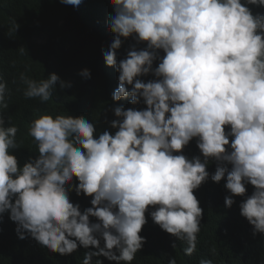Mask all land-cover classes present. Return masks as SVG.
I'll return each instance as SVG.
<instances>
[{
  "label": "clouds",
  "instance_id": "clouds-1",
  "mask_svg": "<svg viewBox=\"0 0 264 264\" xmlns=\"http://www.w3.org/2000/svg\"><path fill=\"white\" fill-rule=\"evenodd\" d=\"M109 3L114 38L102 55L118 73L112 100L133 107L109 109L116 119L105 115L104 123L114 132H98L86 116H36L27 134L38 155L22 166L13 154L20 129L0 114V221L7 213L19 239L62 256L94 249L81 264L93 257L95 264H136L150 262L147 213L171 234L166 241L184 264H217L221 249L210 257L196 247L203 209L194 190L210 177L226 181V208L241 197L234 215L258 242L255 264H264V0ZM128 38L136 43L118 60ZM141 43L146 47L137 48ZM79 74L91 78L89 69ZM148 75L153 79H141ZM20 80L25 98L41 102L57 84L71 87L56 73L40 80L21 73ZM6 92L0 77V109L8 108ZM194 146L200 155L189 158L184 152ZM72 192L91 197V206L81 210Z\"/></svg>",
  "mask_w": 264,
  "mask_h": 264
},
{
  "label": "trees",
  "instance_id": "trees-1",
  "mask_svg": "<svg viewBox=\"0 0 264 264\" xmlns=\"http://www.w3.org/2000/svg\"><path fill=\"white\" fill-rule=\"evenodd\" d=\"M249 7L254 11L253 5ZM113 14L109 0H81L79 6L64 5L59 0H0V77L7 82L5 101L8 104V108L0 109V114L5 120L10 118L20 129L16 137L18 149H14L13 154L21 166L29 157L38 155L36 142L27 134L28 125L36 116L45 113L86 116L96 124L98 132L105 129L114 132L104 123L105 115L109 121L116 119L109 109L120 105L125 109L133 107L129 100H112L118 86V73L106 66L102 55V50L107 51L114 38L107 27V20ZM135 43L132 38L124 40L117 59H123L129 46ZM136 47L144 48L146 44ZM83 69L90 70V79L85 80L79 74ZM21 73L36 80L56 73L70 82L71 87L61 89L57 84L47 102L25 98L26 86L20 80ZM141 79L146 82L153 77L148 75ZM188 150L184 154L189 158L200 155L197 146ZM210 167L216 170L215 162ZM214 172H210V176ZM225 182L215 183L209 177L203 183L206 188L202 184L194 190L203 209L196 247L210 257L215 254L214 249H221L223 255L216 258L217 264H255L259 258L255 251L258 242L234 215L239 213L241 197H234L236 203L230 209L224 206V197L228 195ZM253 190V186L248 185L247 195ZM70 196L73 202L82 205L81 210L91 206V197L77 196L75 192ZM146 216L148 222L144 227L149 237L145 235L148 243L145 250L150 262L140 257L136 264H168L170 257H175L176 264H184L182 252L176 249L180 256L170 249L161 233L163 230L147 213ZM90 219L96 222L95 218ZM7 220L5 213L0 221V264H81L85 252L94 250L79 247L66 256L50 252L31 237L19 239L15 222ZM96 259L93 257V264Z\"/></svg>",
  "mask_w": 264,
  "mask_h": 264
},
{
  "label": "rangeland",
  "instance_id": "rangeland-1",
  "mask_svg": "<svg viewBox=\"0 0 264 264\" xmlns=\"http://www.w3.org/2000/svg\"><path fill=\"white\" fill-rule=\"evenodd\" d=\"M161 233H162V235H163V237H164L165 239L169 238L170 235H171V234L166 233L165 231H162Z\"/></svg>",
  "mask_w": 264,
  "mask_h": 264
}]
</instances>
